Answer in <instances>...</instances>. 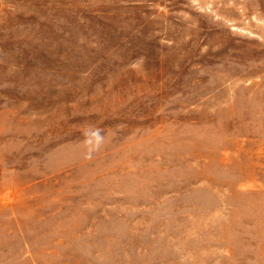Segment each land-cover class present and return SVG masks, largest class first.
Instances as JSON below:
<instances>
[{"label":"rangeland","instance_id":"obj_1","mask_svg":"<svg viewBox=\"0 0 264 264\" xmlns=\"http://www.w3.org/2000/svg\"><path fill=\"white\" fill-rule=\"evenodd\" d=\"M0 264H264V0H0Z\"/></svg>","mask_w":264,"mask_h":264}]
</instances>
